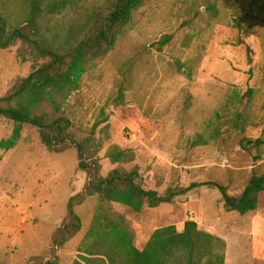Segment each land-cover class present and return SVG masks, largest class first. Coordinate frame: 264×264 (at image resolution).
I'll use <instances>...</instances> for the list:
<instances>
[{
	"label": "rangeland",
	"instance_id": "rangeland-1",
	"mask_svg": "<svg viewBox=\"0 0 264 264\" xmlns=\"http://www.w3.org/2000/svg\"><path fill=\"white\" fill-rule=\"evenodd\" d=\"M13 2L0 0V6ZM207 4L212 11H206ZM167 36L169 43L160 47ZM25 52L20 44L0 50V98L42 65ZM185 62L192 66L190 78L177 71ZM120 84L125 100L114 106ZM249 90L250 123L244 133L236 132L228 125L230 102ZM245 104L244 99L239 110ZM102 112L108 127L103 123L94 129L101 144L97 157L102 177L114 169L136 168L142 186L158 194L214 183L229 196H238L253 174L264 173V0H149L133 14L114 50L90 64L62 115L80 139L102 120ZM21 127L16 146L0 150L2 264L49 258L67 201L87 182L73 146L50 153L36 128ZM13 128V122L0 118V141L8 139ZM244 139H260L262 145L243 149ZM114 146L125 152L121 163L107 158ZM97 205V197H92L75 209L81 229L57 252V264L78 259ZM111 209L124 217L136 246L158 228L172 225L182 231L185 222L193 221L198 229L224 240V264H264V193L257 209L244 216L226 212L220 192L208 186L139 213L119 204Z\"/></svg>",
	"mask_w": 264,
	"mask_h": 264
},
{
	"label": "trees",
	"instance_id": "trees-1",
	"mask_svg": "<svg viewBox=\"0 0 264 264\" xmlns=\"http://www.w3.org/2000/svg\"><path fill=\"white\" fill-rule=\"evenodd\" d=\"M148 1L101 0L89 4L88 0H14L10 5L0 6V50L20 44L34 60L43 61L0 98V118L14 123L10 137L0 141V150L13 149L21 137V126L30 125L37 129L41 145L50 153H63L73 146L78 169L87 176L82 191L67 201L65 216L52 235L49 258L33 257L26 264H57V252L81 229L75 209L92 197H97L98 205L78 251V259L72 264L225 263L224 240L198 229L193 221L185 222L180 232L172 225L158 228L144 248L137 249L126 220L111 209L112 204L139 213L144 208L172 204L192 190L208 186L220 192L226 212L244 216L257 209L259 196L264 193V173L253 174L238 196H229L225 187L214 183H193L186 188H168L158 194L142 186L136 168L130 171L114 169L102 177L97 157L101 144L94 137V129L103 123L107 128L108 116L102 112V120L94 124L90 134L78 139L71 131V121L62 115L65 103L79 89L90 64L104 59L114 50L133 14ZM205 8L213 10L208 4ZM170 39L164 37L159 42L160 47ZM177 71L190 78L192 66L185 62ZM124 91V84H120L113 99L114 106L124 103ZM252 94L251 90L243 98L235 94L234 101L230 102L233 114L228 125L236 132L244 133L250 123L246 113H249L247 104ZM244 99L246 104L239 110ZM261 145L260 139L241 142L243 149ZM124 154L114 146L108 149L107 158L117 164L123 161Z\"/></svg>",
	"mask_w": 264,
	"mask_h": 264
},
{
	"label": "crops",
	"instance_id": "crops-1",
	"mask_svg": "<svg viewBox=\"0 0 264 264\" xmlns=\"http://www.w3.org/2000/svg\"><path fill=\"white\" fill-rule=\"evenodd\" d=\"M180 232V231H179ZM150 238V237H149ZM149 240V239H148ZM135 243H136V241H135ZM146 243H147V241L143 244V245H141V246H136V248L137 249H139V250H141V249H143L144 248V246L146 245Z\"/></svg>",
	"mask_w": 264,
	"mask_h": 264
}]
</instances>
